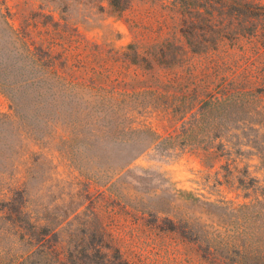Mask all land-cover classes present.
<instances>
[{
	"label": "rangeland",
	"instance_id": "rangeland-1",
	"mask_svg": "<svg viewBox=\"0 0 264 264\" xmlns=\"http://www.w3.org/2000/svg\"><path fill=\"white\" fill-rule=\"evenodd\" d=\"M116 2L0 0V60L10 28L54 67L35 107L0 88V264H222L241 203L262 255L264 0Z\"/></svg>",
	"mask_w": 264,
	"mask_h": 264
},
{
	"label": "trees",
	"instance_id": "trees-1",
	"mask_svg": "<svg viewBox=\"0 0 264 264\" xmlns=\"http://www.w3.org/2000/svg\"><path fill=\"white\" fill-rule=\"evenodd\" d=\"M108 3L113 8H121L116 0H108ZM6 42L8 47L4 49L6 57L0 60V88L8 95L12 106L15 108L40 105V102L45 101V99H41L38 92L39 83L46 82L44 79L48 80L54 75V67L50 61L53 56L50 55L47 49L39 56L34 51L36 47H34V50L31 49L23 37L10 28H8ZM50 83L51 81L48 80L49 85L45 88H51ZM262 94H264V84L262 85ZM231 99H233L231 95L209 98L206 103L208 113L221 108ZM196 128L197 125H191L190 123L181 128L178 135L189 136ZM215 133L213 135H216ZM173 137L167 136L162 140L167 142ZM247 206L246 203L225 204L227 210L233 212L229 211L225 218L221 217L218 223H215L218 228L208 231L207 236L201 239V245H203L201 251L204 257L205 255L215 256L222 264H264V248L262 249V255H258L251 251L248 245L249 237H251L248 228L255 223V216L249 215L248 211L245 210ZM263 227L264 218L262 220V247H264ZM219 248L223 251H220ZM120 264L130 263L122 260Z\"/></svg>",
	"mask_w": 264,
	"mask_h": 264
}]
</instances>
